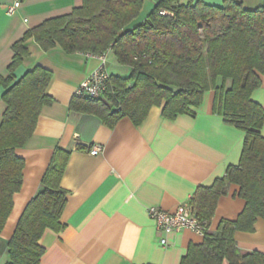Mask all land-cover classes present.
Masks as SVG:
<instances>
[{
    "label": "trees",
    "instance_id": "1",
    "mask_svg": "<svg viewBox=\"0 0 264 264\" xmlns=\"http://www.w3.org/2000/svg\"><path fill=\"white\" fill-rule=\"evenodd\" d=\"M22 1V0H18ZM143 0H82L70 13L45 20L11 46L9 76L0 77L5 110L0 123V234L11 213L13 197L22 185L23 160L15 155L32 136L37 118L53 103L45 90L51 73L41 67L14 81L13 72L33 39L42 51L54 47L66 54L110 55L130 70L127 76L109 74L106 92L97 99L73 96L69 111L97 117L108 129L122 118L139 126L152 108L174 120L194 117L204 95L214 93L212 111L244 132L237 165L210 187H199L189 204L205 226L202 242L189 245L180 264H264L258 252L240 256L234 235L252 233L264 221V110L251 99L264 74V0L246 10L232 0L220 6L201 0L187 5L159 0L144 20L134 23ZM69 152L56 149L38 193L20 216L7 244L5 264H39L46 230H63L61 216L67 192L61 186ZM230 185L245 205L234 220H221L209 232L219 199Z\"/></svg>",
    "mask_w": 264,
    "mask_h": 264
},
{
    "label": "crops",
    "instance_id": "2",
    "mask_svg": "<svg viewBox=\"0 0 264 264\" xmlns=\"http://www.w3.org/2000/svg\"><path fill=\"white\" fill-rule=\"evenodd\" d=\"M16 0H0V77L9 76L11 46L44 22L81 6L82 0H22L7 14ZM159 0H143L134 23L145 19ZM197 0H179L187 5ZM220 6L223 0H201ZM254 10L263 0H232ZM28 55L13 72L14 81L35 67L51 73L45 90L53 103L42 108L32 136L15 155L23 160L22 185L13 197V207L0 234V264L7 262V244L25 207L40 189L41 179L55 150L69 152L60 186L67 192L61 216L62 231L46 230L39 240L44 249L39 264H180L189 245L202 237L182 230L164 234L155 228L148 210L174 213L190 205L199 187H210L237 165L245 134L212 111L214 93L207 92L194 117L179 115L174 120L152 108L139 126L128 118L113 129L93 115L69 111V103L80 84L100 65L87 54H66L54 47L44 52L33 39L24 44ZM107 71L118 74L124 67L107 55ZM124 76L130 72L128 68ZM261 87L251 99L264 110V74ZM0 87V123L5 104ZM264 135V127L262 130ZM99 147L97 155H91ZM239 188L230 185L217 203L209 232L221 220H234L243 210ZM165 240L166 245H161ZM240 256L264 255V221L258 220L252 233L234 235ZM222 264H227L224 261Z\"/></svg>",
    "mask_w": 264,
    "mask_h": 264
},
{
    "label": "built area",
    "instance_id": "3",
    "mask_svg": "<svg viewBox=\"0 0 264 264\" xmlns=\"http://www.w3.org/2000/svg\"><path fill=\"white\" fill-rule=\"evenodd\" d=\"M19 5L20 2L16 0L12 6L7 8V14H13ZM96 58H98L100 65L80 84L74 96L97 99L106 92L109 82V73L106 68L107 55L97 56ZM99 152L100 148L94 147L90 154L97 155ZM148 216L153 220L155 228L164 234L187 229L202 237L205 230L204 224L195 216L190 205L179 206L174 213L151 208L148 210ZM161 245H166L165 240L161 241Z\"/></svg>",
    "mask_w": 264,
    "mask_h": 264
},
{
    "label": "rangeland",
    "instance_id": "4",
    "mask_svg": "<svg viewBox=\"0 0 264 264\" xmlns=\"http://www.w3.org/2000/svg\"><path fill=\"white\" fill-rule=\"evenodd\" d=\"M126 72H127V69L123 68V69H121V71H118L117 73L124 76L126 74Z\"/></svg>",
    "mask_w": 264,
    "mask_h": 264
}]
</instances>
